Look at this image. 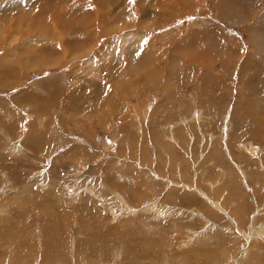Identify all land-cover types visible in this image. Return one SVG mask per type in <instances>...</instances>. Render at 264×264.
Wrapping results in <instances>:
<instances>
[{"label":"rangeland","instance_id":"rangeland-1","mask_svg":"<svg viewBox=\"0 0 264 264\" xmlns=\"http://www.w3.org/2000/svg\"><path fill=\"white\" fill-rule=\"evenodd\" d=\"M253 37L264 0H0V264H264Z\"/></svg>","mask_w":264,"mask_h":264},{"label":"bare ground","instance_id":"bare-ground-1","mask_svg":"<svg viewBox=\"0 0 264 264\" xmlns=\"http://www.w3.org/2000/svg\"><path fill=\"white\" fill-rule=\"evenodd\" d=\"M183 2H184V0H183ZM227 12H228L229 15H230V13L234 14L233 11H230V10H228V9L225 11V13H227ZM232 14H231V15H232ZM236 15H237V14H236ZM236 15H235L234 17H237V18H238V16H236ZM230 20H233V19H230ZM253 36H254V35H253ZM253 40H255V42H258V41H259L261 44L264 43V40H263V42H262V39H261V38L253 37Z\"/></svg>","mask_w":264,"mask_h":264}]
</instances>
